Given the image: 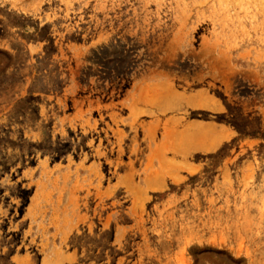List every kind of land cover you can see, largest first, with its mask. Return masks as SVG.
I'll use <instances>...</instances> for the list:
<instances>
[{
  "label": "rangeland",
  "instance_id": "obj_1",
  "mask_svg": "<svg viewBox=\"0 0 264 264\" xmlns=\"http://www.w3.org/2000/svg\"><path fill=\"white\" fill-rule=\"evenodd\" d=\"M233 121L264 135V0H0V264H264Z\"/></svg>",
  "mask_w": 264,
  "mask_h": 264
},
{
  "label": "trees",
  "instance_id": "obj_2",
  "mask_svg": "<svg viewBox=\"0 0 264 264\" xmlns=\"http://www.w3.org/2000/svg\"><path fill=\"white\" fill-rule=\"evenodd\" d=\"M235 124V126L237 127V130L239 131V133L241 134L242 137H252V138H257V137H260L262 140H264V135H261V136H257L256 133H253V132H247L246 130H243L240 128H238V124H237V121H233ZM262 147H264V145H262ZM228 147H224L223 149H221V151L219 152V154H222L226 151Z\"/></svg>",
  "mask_w": 264,
  "mask_h": 264
}]
</instances>
